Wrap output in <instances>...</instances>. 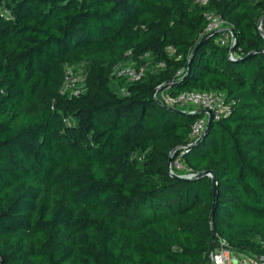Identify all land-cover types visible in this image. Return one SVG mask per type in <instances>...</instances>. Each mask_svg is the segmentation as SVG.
<instances>
[{"label":"trees","instance_id":"obj_1","mask_svg":"<svg viewBox=\"0 0 264 264\" xmlns=\"http://www.w3.org/2000/svg\"><path fill=\"white\" fill-rule=\"evenodd\" d=\"M128 62L140 81L113 77ZM159 86L231 113L191 139L201 115ZM213 236L264 258V0H0V264H202Z\"/></svg>","mask_w":264,"mask_h":264},{"label":"built area","instance_id":"obj_2","mask_svg":"<svg viewBox=\"0 0 264 264\" xmlns=\"http://www.w3.org/2000/svg\"><path fill=\"white\" fill-rule=\"evenodd\" d=\"M208 2L209 0H196V3L200 6H206ZM4 14L8 16L6 11H4ZM205 17L207 20L205 33L219 34V44L221 46L227 45L229 49L232 48L234 45V37H232L231 30L226 26L225 22L212 12L206 13ZM167 51L170 54H174L172 48H167ZM228 58L232 61L236 60L233 52H230V50ZM162 67H164V65H157V68ZM145 73V66L136 68L133 64L132 66L121 65L115 68L113 77L116 79H125L128 82H138L144 77ZM80 81L81 79H78L76 75H74L72 69L67 68L62 92L70 93L72 96H79L83 92L82 87L79 85ZM160 87L162 88L158 90ZM120 93L126 95L127 91L123 88L120 90ZM153 98L168 109H177L192 115H201L191 126V139L199 137L204 132L208 124L209 115L211 117V122H218L229 116L232 109L231 103L227 101L225 94L220 91H187L171 94L165 87L159 86L155 89ZM181 168V164L176 160L173 164L169 165L168 172L171 176L172 174L176 175L174 170H180ZM202 264H264V258L252 257L243 252L235 251L229 247L226 241L217 239L216 246L209 251L205 263Z\"/></svg>","mask_w":264,"mask_h":264},{"label":"water","instance_id":"obj_3","mask_svg":"<svg viewBox=\"0 0 264 264\" xmlns=\"http://www.w3.org/2000/svg\"><path fill=\"white\" fill-rule=\"evenodd\" d=\"M216 34H217V33H211L209 36H214V35H216ZM231 34H232V37H234V34H233L232 31H231ZM230 52H232V48H230ZM161 88H162V87H160L158 90H160ZM210 123H211V117H210V115H209V120H208V124H207V126H206V128H205V132H206V130L208 129ZM175 150H176V149H175ZM175 150L171 152L170 162H171L172 159H173L172 156H173V153L175 152ZM172 177L181 179L180 176L175 175V174H172ZM202 177H208V178L211 180L212 193H213V196H215V183H214V180H213V177H212L211 173H210V172L200 173V174H197L194 178H195V179H198V178H202ZM212 212H213V210H212ZM212 212H211V215H212ZM213 245H214V236H213V239H212L211 248L213 247Z\"/></svg>","mask_w":264,"mask_h":264},{"label":"rangeland","instance_id":"obj_4","mask_svg":"<svg viewBox=\"0 0 264 264\" xmlns=\"http://www.w3.org/2000/svg\"><path fill=\"white\" fill-rule=\"evenodd\" d=\"M130 65L132 66L131 62L126 63V66H130ZM83 72H84V67L83 66L75 67L74 70H73L74 75H76V77L78 79H82ZM174 171L176 173H180V171H178L176 169Z\"/></svg>","mask_w":264,"mask_h":264}]
</instances>
